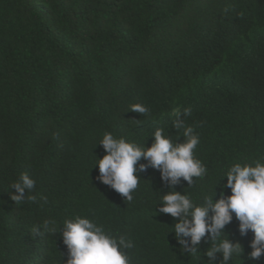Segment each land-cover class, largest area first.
Masks as SVG:
<instances>
[{
  "label": "trees",
  "instance_id": "trees-1",
  "mask_svg": "<svg viewBox=\"0 0 264 264\" xmlns=\"http://www.w3.org/2000/svg\"><path fill=\"white\" fill-rule=\"evenodd\" d=\"M177 111L207 167L174 186L194 202L216 185L218 199L232 164L264 161V0H0V264H66L61 232L32 228L75 215L132 240L133 264H209L204 240L198 255L180 251L158 169L138 173L131 202L97 179L104 132L150 147L160 127L182 142ZM22 173L36 186L15 204ZM238 223L225 231L243 264H264L247 259L253 233Z\"/></svg>",
  "mask_w": 264,
  "mask_h": 264
},
{
  "label": "clouds",
  "instance_id": "clouds-1",
  "mask_svg": "<svg viewBox=\"0 0 264 264\" xmlns=\"http://www.w3.org/2000/svg\"><path fill=\"white\" fill-rule=\"evenodd\" d=\"M130 109L142 115L149 112L141 103L132 104ZM184 114L190 115V109H185ZM173 124L175 128L183 129V141H173L163 128L157 127L150 147L104 132L99 143L105 154L95 163L99 168L97 179L131 202L139 185L138 173L149 167L158 169L161 179L171 189L161 196L159 211L175 218L172 232L181 252L198 255V246L204 240L210 243L204 253L209 264H215L217 253L222 254L219 264H230L234 257L243 264L242 244L229 239V233L225 231L235 216L241 236H246L249 231L253 233L247 259L258 261L264 255V161L232 164L221 177H227V181L221 185L219 198L214 199L216 185L214 196L205 194L199 203L194 202L189 194L176 191L174 186L181 180L192 186L194 177L207 175L206 165L194 155L200 137L193 127L185 126L178 111ZM142 159L146 163H140ZM35 186L36 181L28 173H22L11 185L15 190L11 199L20 204L25 199V190L32 192ZM223 188L230 189V194L225 196ZM28 199L35 201L37 196L30 195ZM41 199L46 201L47 197L41 196ZM41 227L49 234L61 232L68 249L66 264H133L127 251L134 247L133 241L106 231L90 217L75 215L65 218L59 225L54 220H44L42 225L33 226V235L42 234Z\"/></svg>",
  "mask_w": 264,
  "mask_h": 264
}]
</instances>
